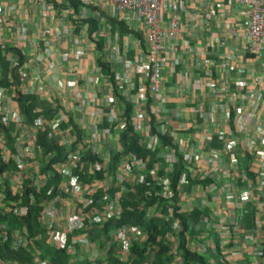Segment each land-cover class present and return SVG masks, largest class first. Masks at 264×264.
Wrapping results in <instances>:
<instances>
[{"label":"built area","instance_id":"obj_1","mask_svg":"<svg viewBox=\"0 0 264 264\" xmlns=\"http://www.w3.org/2000/svg\"><path fill=\"white\" fill-rule=\"evenodd\" d=\"M20 1L40 8L41 16L48 18V27L44 31L35 27L36 39L28 43L33 34L25 24L12 29L7 17L11 6L3 5L4 10L0 6V46L4 50L8 47L3 55L9 69L18 67L21 81L15 85L9 74L10 88L0 90V124L13 125L6 139L0 133V158L5 166L15 164L9 171L0 168V210L25 216L28 207L19 200L26 193L27 181L31 182L28 206L39 196L37 220L44 229L45 243L73 259L80 250L90 251L94 264H108L107 253L112 250L117 264H134L139 260L133 253L135 248L143 250L140 264H157L156 258L163 251L165 264H196L185 261L186 251L214 255L209 264H264V151L257 150L264 148V127L257 113L263 94L246 93L250 89L243 63L235 64L231 57L216 63L211 59L215 50L227 48L228 42L238 38L244 43L245 56L264 54V0H229V5L226 0H72L79 4L76 14L70 0ZM232 10L233 22L224 25L225 39L220 37L221 26L208 23L202 29L206 17L212 20L218 13ZM203 12L207 14L203 16ZM49 18L63 26L49 25ZM87 18L98 25L91 35L90 24L84 22ZM112 18L126 23L135 34L122 36L118 30L112 31ZM201 31L209 33L206 45ZM5 33L8 38L4 40ZM68 36L72 38V54L63 53L61 60L69 65L71 78L52 83L50 77L58 66L52 60L51 44L66 43ZM98 38L104 39L102 52L94 42ZM10 48L24 57L21 65ZM30 51L35 53L36 66H42L43 76L37 71L29 75L35 66L27 58ZM191 56L196 58L192 64L188 60ZM99 57L116 68L113 81L97 64ZM84 65L88 75L82 74ZM188 65L203 73L193 80ZM216 65L243 78L228 82L230 79L221 75L216 79L213 72L221 70ZM82 79L85 84L80 85ZM65 89L67 93L61 94ZM187 89H191L190 94ZM166 90L170 94L166 95ZM208 92L216 104L202 99ZM18 93L38 94L53 109H59L51 119L38 116L26 124L15 101ZM125 104L132 107L129 120ZM171 104L176 107L165 109ZM71 112L78 116L75 124L84 133L83 139L72 126H64ZM190 114L196 120L182 124ZM127 126L136 136L137 146L148 153L146 158L123 151L121 135ZM45 130L48 139L66 149L63 160L50 163L54 154H43L37 141ZM240 136L245 138L251 158L247 172L238 160ZM113 154L117 155V167L115 173L108 174ZM43 164L49 169L44 171ZM249 171L255 172V188L246 178ZM98 173L102 177L93 178ZM6 187L13 196L19 194L17 201L6 197ZM140 187L148 191L138 195ZM129 196L131 203L137 197L141 201L137 207L127 206L126 212L143 213L145 221L157 220L168 230L160 235L124 225L96 241L95 236L109 222L121 219L123 202ZM248 206L255 210V216L246 227L243 213ZM196 209L207 215L193 220ZM34 238L38 240L40 235ZM9 240L25 247L33 242L25 227L12 234L2 229L0 241Z\"/></svg>","mask_w":264,"mask_h":264},{"label":"trees","instance_id":"obj_2","mask_svg":"<svg viewBox=\"0 0 264 264\" xmlns=\"http://www.w3.org/2000/svg\"><path fill=\"white\" fill-rule=\"evenodd\" d=\"M70 5L74 8V14L77 13L79 4L78 2L70 0ZM57 7V6H55ZM72 18V17H71ZM90 24V30L89 34L91 35L93 32L98 30V25L97 22L93 18H87L86 21ZM111 23L112 31L118 30L122 36L129 35L131 36L133 33L135 34L134 30L130 29V27L124 23L120 22L115 18H112L109 20ZM79 32V26H77L74 30V33L77 34ZM137 37L140 38L139 35H136ZM95 44H97V50L102 52L101 47L104 44V39L103 38H98L94 40ZM8 47L2 49L0 46V90H7L10 88V80H9V74H10V79H12L13 83L15 85H20L21 81L18 76V67L15 69H9V62L6 60L5 56L3 55L5 51L7 52ZM10 52L17 54L18 55V64L21 65L24 62V57L20 52L17 51L15 48H10ZM97 64L101 66L103 73L106 75H109L111 80L113 81L114 79V70L112 68L111 64H106L103 62L102 57L98 58ZM15 101H17L19 111L21 112L24 122L26 124H31L38 116H44L47 119H51L53 115L55 114L56 110L59 109L57 106L56 108H52V105L45 99L41 98L38 94H21L18 93L17 96L15 97ZM126 107V113L125 117L127 120L130 119L131 117V111L132 107L130 104H125ZM69 110V108H66ZM39 110V112H37ZM69 114H72L69 113ZM67 126H72L74 131L77 133V135L80 136L81 139L84 137V133L79 131L77 129V125L74 123L73 116L69 115V120L68 123L66 124ZM1 131H6L7 128L2 126L0 124V132ZM131 128L127 126L126 131L121 135L122 140H121V147L125 154H133L139 158H146L148 153L141 148L137 146V140L136 136H133L131 134ZM47 130L44 132H40L38 134V145L42 148L43 154H54V158L51 159L50 163H55L58 161H61L65 158L66 155V149L64 147H61L57 144L56 140L53 139H48L47 138ZM166 141V140H162ZM85 159L88 157L89 152L85 154ZM116 157L117 155L113 154V159L111 164L108 167V174H113L115 173L116 167H117V162H116ZM153 158V156H150ZM15 164L10 163L9 165H1V171H9L10 168H14ZM42 169L44 171L49 169L48 164H43ZM102 177V174L98 173L96 174L93 178L100 179ZM92 179V178H91ZM30 184L31 182L26 183V193L22 195V197L19 196V194H16L13 196L12 192L8 187H6L5 194L8 199H13V200H18L20 197L22 200L21 205L27 206L28 207V212L25 216H19V217H13L11 215H1L0 214V225L2 224L4 227H6V230L8 232H12L16 229L25 227L28 230V234L31 239H33V242H31L32 245H27L21 246L20 245H13L10 243V241H7L5 243H2L0 241V260L3 262V264H13L18 262L19 264H40L42 262H48L50 264H94L92 263V258L91 256H81L73 259L72 256L68 255L64 251H56L53 250L50 246H48L45 243V235H44V229L43 227L38 223V215H39V202L40 198L39 196H35V203L33 206L29 207L28 206V193L30 192ZM33 190V189H32ZM138 195L144 194L145 191H148L144 188H138ZM112 194V192H111ZM97 197H100L98 195ZM131 196L128 197V200L123 202V214L122 217L119 221H112L109 222L104 230L100 233H98L95 236V240L98 241L103 235H105L107 232H114L118 228L124 226V225H134L139 227L143 231L147 232H152L154 234H163L165 231V226L161 225V222H158L157 220L154 221H145L144 219V214H138L135 212H126L127 206L131 207H137L141 201L139 197L137 199H133L132 203L130 202ZM154 202V201H153ZM161 207H163V202L159 201L157 202ZM245 213H243V223L246 227L250 226L252 220L254 219L255 216V210L251 207H246ZM200 215H207L206 213H199L196 210H194V213L192 214V219H198ZM160 229V230H159ZM37 235H40V239L34 240ZM13 241V240H12ZM99 248H102V244H99ZM215 246H217L215 244ZM112 253L113 250L108 252V264H117L112 259ZM133 253L137 256L139 259L138 261H135L134 264H140L143 260L141 257V254L143 253V250L141 248H135ZM186 262H194L196 264H209L210 259H214L215 256L212 254L208 255H196V254H189L187 251L184 252V257ZM167 258H165V251L161 252L157 258H156V263L157 264H165L167 261ZM98 264H101L100 261Z\"/></svg>","mask_w":264,"mask_h":264},{"label":"crops","instance_id":"obj_3","mask_svg":"<svg viewBox=\"0 0 264 264\" xmlns=\"http://www.w3.org/2000/svg\"><path fill=\"white\" fill-rule=\"evenodd\" d=\"M10 1L13 3L10 4ZM0 2H2L0 4L2 10H4V6H6V5L11 6L10 8L12 9V11H11V13L9 12V15L7 17L10 20V22L12 23V29H14L15 26H18L19 24H25L26 28L28 29V32L30 34H33V35H30L31 39L27 40L28 43H31L36 39L35 27H37L41 31H44V28L48 27V26H46L48 24V20H47L48 18H43L41 16L42 10H40V8L29 7L26 2H22L20 0H9V1L8 0H0ZM3 2H5V4H3ZM225 3H226V5H229V0H226ZM232 8L234 10L236 8V5L233 4ZM233 10L231 12L227 11L224 14L218 13V15L216 17L214 16L212 18V20H210L206 17L203 20L202 29H204L206 27L205 25L208 23H211V26H213V27L221 26L223 32H221L220 37H222V38L224 37V39H225L226 37L224 35V31H225L224 25L227 24L228 22L229 23L233 22V19H231L233 16V14H232ZM206 14H207V12H203V16H205ZM49 20H50V18H49ZM53 22H55V21L50 20L49 25H55V24H53ZM55 26L62 27L63 24L56 23ZM6 31H8V29ZM241 32H242V29H241ZM3 36H4L3 37L4 40L8 38L6 33L3 34ZM208 37H209L208 32L201 31L200 38H201L202 43H204L203 45H206V41L209 39ZM64 40H65V38L63 39V42H64ZM71 41H72V38H70V36H68L66 38V41H65L66 43L60 44V43L52 42V44H51L52 49H53L52 60L58 66V70L57 71L55 70L54 73L50 77V82H52V83L55 82V79L57 81L58 79L64 78L66 80H70V78H71V75L67 73L69 65L66 62H62V60H61V58H62L61 56L63 53L68 52V53L72 54L73 46L71 44ZM62 45H64V46L61 48ZM130 48H131V46H130ZM130 52H131V50H130ZM214 54H216V56L211 57V59L215 63L220 61V60H228V57H231V58H233V61L235 64L243 63L245 65V68H246L245 78L249 82V89L250 90H248L247 92L245 90L244 91L248 94H252V92H255V91H258V92H260V94H263V98L259 102L260 105L258 107L257 113H260V116L262 117L261 124L264 127V54L258 58L245 56L244 43L241 41L240 38H238L236 41L228 42L227 48L226 47L221 48L218 51L215 50ZM34 56H35V53H33L32 51H30L28 53L27 58L29 59V63L31 65L35 64L34 67L32 66L31 71L28 70V71H30L29 75H31V77H32V72L37 71V72H39V74H41L43 76V74H44L43 68L39 64H37V66H36V61H35ZM189 58H191V59H188L191 62V64H192V61H194V60L196 61L195 57L191 56ZM218 66L219 65H216L215 68L221 69V68H218ZM87 68H88V66L84 65L83 72H82L83 75L84 74L88 75ZM187 68H188V70H190L191 77L193 80H194V78L196 79L197 77H199L200 76L199 74L203 73L199 68H197L193 65H188ZM213 71H214V69H213ZM217 71L213 72V73H215L214 76L216 77V79H218L221 75L224 78L227 77L228 79H230V80H227L228 82H232V80H234V79L243 78V76L240 75L238 72L228 73L227 67H222L221 70H217ZM76 77H78V76H76ZM258 77L260 79L257 82V81H255V79ZM79 83H80V85L85 84L83 79ZM171 83L172 84H170V85L173 88L174 87L173 85H175L176 81H173ZM87 88H89L90 90L93 89L92 86H88ZM67 91L68 90L65 89L60 93L61 94L67 93ZM167 91H169V90H166L165 94L166 95L170 94V93H167ZM187 93L190 94L191 89H187ZM202 99H204L209 105L216 104L211 92H208V94H206L205 96H202ZM201 101L202 100H200L199 102H201ZM71 106H72V102H70V107ZM173 107L175 108L176 106L174 104H171L169 106H166L165 109L171 110V109H173ZM170 110L168 112H170ZM195 120H196V116H191V114H190L187 119L182 120V124L184 122H188L189 124H192ZM219 121H223L222 115H219ZM175 122H177V121H175ZM178 122H180V121H178ZM170 125L175 126L174 123H171ZM223 126H225V125H223ZM257 126L258 125L255 126V130H256ZM250 127H251V129H253L254 125L250 124ZM208 128L210 131H212V126L210 124H208ZM221 128L223 129V127H221ZM225 129H226V126H225ZM237 149H238V158H239L238 160L242 163V166H245V167L249 166L251 163V161H250L251 158L249 155H247V153L249 151L247 150L246 140L243 136H240V141H239V145H238ZM257 150H263L264 151V148H263V146H259V147H257ZM244 169H246V172H247L248 167L244 168ZM246 178L249 181L248 182L249 186L252 188H255V186L257 185L256 184V178H255V172L249 171L246 174ZM96 264H98V262H96Z\"/></svg>","mask_w":264,"mask_h":264},{"label":"clouds","instance_id":"obj_4","mask_svg":"<svg viewBox=\"0 0 264 264\" xmlns=\"http://www.w3.org/2000/svg\"><path fill=\"white\" fill-rule=\"evenodd\" d=\"M69 115H72L73 116V120H74V123H75V119H74V117H76L77 115H75V114H69ZM78 117V116H77ZM80 117V116H79ZM67 124V123H66ZM64 126H66L67 127V125H64ZM7 128V132L6 131H1L0 133H3L4 135H5V139L8 137V132H10V131H12L13 130V125H11V126H9V127H6ZM8 145H11L10 143L8 144ZM1 165H3V163H2V161H1V158H0V168H1ZM0 214L1 215H11V216H13V217H15L14 215H12L11 213H8V212H3L2 210H0ZM2 229H4L6 232H8L7 230H6V227H4L2 224L0 225V231L2 230ZM21 230V228H19V229H16V230H14L15 232L16 231H20ZM14 231H12V232H14ZM28 231V230H27ZM12 232H8V233H11L12 234ZM10 241V243H12L13 244V241L12 240H9ZM17 244H15V246H16ZM21 248H22V246H21ZM14 263V262H13ZM17 264H19L18 262H16ZM48 263V262H47ZM15 264V263H14ZM50 264V263H49Z\"/></svg>","mask_w":264,"mask_h":264},{"label":"rangeland","instance_id":"obj_5","mask_svg":"<svg viewBox=\"0 0 264 264\" xmlns=\"http://www.w3.org/2000/svg\"><path fill=\"white\" fill-rule=\"evenodd\" d=\"M90 254H91L90 251H85V250H80L79 252H77V255L79 257H81V256H87V257H89Z\"/></svg>","mask_w":264,"mask_h":264}]
</instances>
